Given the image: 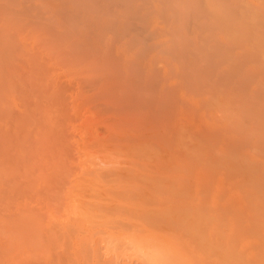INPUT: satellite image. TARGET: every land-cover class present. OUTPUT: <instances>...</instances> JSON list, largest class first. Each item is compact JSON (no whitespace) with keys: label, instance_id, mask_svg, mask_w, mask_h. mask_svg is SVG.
<instances>
[{"label":"rangeland","instance_id":"rangeland-1","mask_svg":"<svg viewBox=\"0 0 264 264\" xmlns=\"http://www.w3.org/2000/svg\"><path fill=\"white\" fill-rule=\"evenodd\" d=\"M90 212L194 253L217 220L264 264V0H0V264L76 256Z\"/></svg>","mask_w":264,"mask_h":264},{"label":"bare ground","instance_id":"bare-ground-1","mask_svg":"<svg viewBox=\"0 0 264 264\" xmlns=\"http://www.w3.org/2000/svg\"><path fill=\"white\" fill-rule=\"evenodd\" d=\"M156 209L157 208L152 209V210H155V213L151 212V214L153 213V214H156V216H158L157 213L161 212V211H159L160 208H158V211ZM92 210L95 211V209H92ZM161 210H162V208H161ZM156 211H157V213H156ZM98 212H99V210H98ZM147 212H149V211H147ZM84 213H85V211H84ZM91 213L92 212H90L89 214H91ZM176 213H178L177 215H180L179 212H176ZM148 214L151 217H154V215H151L150 213H148ZM92 215H94V214H91L89 216V218L90 217H94V218L99 217V216L95 217ZM95 215H97L96 212H95ZM186 216H187V214H186ZM86 217H87V219L84 222H87V224L83 225V223H82L83 226H81V223L80 224L75 223L76 225H78V227H79V225L81 226V227H79L80 230L79 229L74 230V227H73V230L67 229V231H66V230H64V229H66V227H65L66 225H64V226H62L63 224L62 225L60 224L61 226L59 225L60 230L58 232H55V234L57 233V237L54 234L53 237L55 236L54 238H56V239L53 241V238H52V241L55 242L57 240V242L62 243V245H63V243H65L66 245L69 244L68 246H70V247L73 246L74 248H77L78 254L74 257H73V255L70 257V255L66 256V253L63 254L64 253V251H63L61 256H60V254H59V256H57V254H56L57 259H56V257H55V259L50 257L52 259L51 260L49 258V261L51 260L50 264H119V259H120L119 257H122L121 259L127 258L128 260L126 259V261L128 263H126V261L122 262V263H126V264H134V263L135 264H179V262L182 260L181 259L182 255H183V257L186 258L185 262H187L189 264L191 263V261H188L189 257L188 258L186 257V256H188L186 254V252L181 253L182 248L179 249L181 242L178 244L179 245V247H178V245L175 244V240L177 238L172 241V239H174L175 237H173L171 239V238L167 237V235L163 232V231H166V232L168 231V233H170L171 235L173 233H175V235H181L180 237H182V235H186L185 234L186 232L184 230L183 231L185 233H182L181 229L183 227H181V229H180L181 231L179 230L180 225H178L179 228L176 227L177 229L175 228V226H171L172 222H174L176 219L178 220V218H176V219L173 218V219H175L174 221L172 220L171 217H170L171 219L166 218L167 219L166 221H168V222L171 220L170 223L167 222V227H170V226L172 228L174 227L173 228L174 230L171 227L169 228V230L167 228L165 230H163V228H165L164 225L166 226V222H163L165 219L164 217H163L164 219L163 218L161 219L162 223H164V225L159 224L160 219H158L159 223L155 222L156 223L155 224L154 222H150V221H154L153 219L149 221L150 217H148V218L146 217V220H147L146 222L148 225L146 223L145 224L142 223L143 219L141 222L138 221L139 219L137 221H135L133 219L135 222L133 220H132V222L135 223L137 228L135 226L133 228L130 227L131 225L133 226V224L130 220L128 222V224H129L128 227L131 228L129 231H127L126 228H124L126 230H120V228L122 227L121 226L120 228H118V230L116 232H114L112 230V228H110V230H109V228L108 229L106 228V230L101 229L102 226L108 227V225H109L108 223H110V222H108L107 226H106L104 224L103 220L99 221L100 218H102V216L99 217V220L92 219V218L89 219L88 215H86ZM190 217L191 216H189V218ZM83 218H82V220H83ZM189 218L186 217V219H189ZM186 219H185V221H186ZM104 220H105V217H104ZM176 221L174 222V225H176ZM190 221H191V219H190ZM136 222H138L137 224L139 225V229H138V225L136 224ZM196 222H198V221H196ZM203 222H204V227L202 226L203 223H199V224L196 223V224L198 225V228H199V225H201L203 227V229H202L200 226V228L203 231L205 230V232H201L202 234L204 233V235L197 234L198 231L195 233L194 230L192 229V226H191V229L193 230L195 237H196V240H197L196 243L198 242L197 244L196 243L195 244L198 245L200 248V250L199 249L195 250L196 253L191 251V250H194V248L191 247V245L194 242L190 241V239H189V238H191V235L190 236L189 235L183 236L189 240L188 243L184 242V244L187 243V245H185L186 247H188V245L190 247V250L188 248V251L191 253L193 252L194 255L196 254V256H194L193 253L190 254L191 256H194V258L190 257V259L193 260L195 258H198V260H204L203 263L206 262V264H235L239 260V256L241 255V250H250V242L251 241L249 239L246 238L243 240V242L241 244H238L235 241V237L232 235V233L226 232V230H224V226H223V224H221V222H219L217 220L212 221L210 219H208V220L206 219L207 223L204 220H203ZM120 223H122V221ZM140 223L144 227L148 226L149 228H151L150 226H152V228H153V224H154L156 226H159L158 227L159 230L156 229L157 228L156 226H154L155 229L151 228L152 230H155V231L158 230L159 232H161V230H163V231L161 233L156 231L157 232L156 233L154 231H150V229L148 230L147 227H145V229H144L142 227V225H140ZM186 223L187 222H185V224ZM111 224H113V222ZM149 224H151V225H149ZM177 224H178V222H177ZM72 226H74V225H72ZM140 226H141V228H143L142 230L140 229ZM67 227H68V225H67ZM185 227L186 226H184V228ZM195 227H197V226L194 225L193 228L196 229ZM171 229H172V231H171ZM178 230L181 233L179 232L178 234H176L178 232ZM69 231H71V232H69ZM171 232H173V233H171ZM98 233L103 234L102 238H104L105 243H107V245H105L106 253L112 254L110 260H104L103 258H101V256L98 253V250H96L93 246L90 245V243L94 242V237H95L94 235H97ZM163 233L166 236L163 235ZM82 234H83V236H81ZM175 235L173 234V236H175ZM192 238H193V236H192ZM187 239L184 241H188ZM178 240H180V239H178ZM193 240L195 241V239H193ZM63 241H67V243L63 242ZM59 243H58V245H61ZM189 243H191V244H189ZM195 244H194V246H196ZM116 246H118V247H116ZM197 247L195 249H197ZM117 249H120V250L117 251ZM186 251H187V249H186ZM60 253H61V251H60ZM184 255H186V256H184ZM52 257H54V256H52ZM196 261L197 260H195V262ZM183 262H180V264ZM195 262L193 264H195ZM197 263H198V261H197ZM200 263L203 264L202 261H200ZM120 264H121V262H120ZM183 264H185V263H183Z\"/></svg>","mask_w":264,"mask_h":264}]
</instances>
